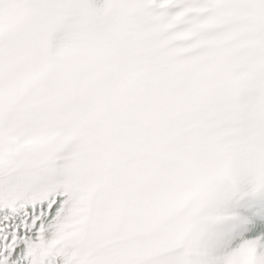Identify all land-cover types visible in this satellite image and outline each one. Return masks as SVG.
<instances>
[{"label":"snow or ice","instance_id":"1","mask_svg":"<svg viewBox=\"0 0 264 264\" xmlns=\"http://www.w3.org/2000/svg\"><path fill=\"white\" fill-rule=\"evenodd\" d=\"M0 264H264V0H0Z\"/></svg>","mask_w":264,"mask_h":264}]
</instances>
